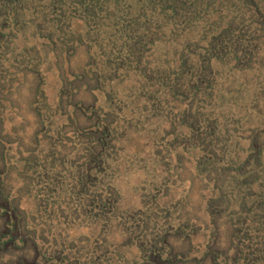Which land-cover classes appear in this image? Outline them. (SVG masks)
<instances>
[{"label":"rangeland","instance_id":"374dc122","mask_svg":"<svg viewBox=\"0 0 264 264\" xmlns=\"http://www.w3.org/2000/svg\"><path fill=\"white\" fill-rule=\"evenodd\" d=\"M0 264H264V0H0Z\"/></svg>","mask_w":264,"mask_h":264}]
</instances>
